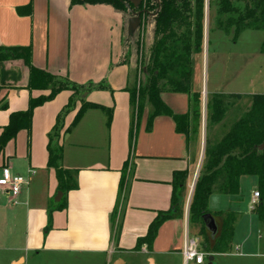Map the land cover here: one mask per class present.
<instances>
[{"label": "crops", "instance_id": "crops-1", "mask_svg": "<svg viewBox=\"0 0 264 264\" xmlns=\"http://www.w3.org/2000/svg\"><path fill=\"white\" fill-rule=\"evenodd\" d=\"M28 4L31 15H17L16 8ZM80 8L93 10L97 15H108L119 34V55L115 62L112 57L108 61L103 58L98 65V78L88 73L90 65L84 62L85 55L77 47L84 30L82 17L85 13ZM134 20L133 15L122 14L108 5L71 6L70 0H0L1 47L30 46L34 67L65 77L77 85L108 80L112 91L110 98L105 91L84 94L85 103L100 105L103 109L86 110L75 125L72 123L81 101L65 116L58 139L62 148L61 167L77 171V189L67 193L64 209L52 211L50 207L57 198L58 184L54 170L47 168V144L56 117L67 104L70 92L63 91L52 101L35 108L29 138L26 131H20L1 152L0 175L2 169H8L11 174L28 176L29 183L16 197L15 206L0 190V264H134L135 261L157 264L158 258H171L182 264L180 230L185 228L184 218L162 224L150 251L145 245L139 251L133 249L137 239L147 233L156 214L169 209L173 174L187 171L186 184L190 182L194 160L197 161L199 154L203 158L206 130L202 125L197 136L192 138L190 135L188 148L184 135L175 132V124L167 116L155 117L150 131H146L145 121L152 113L151 106L146 105L130 149L132 108L129 92L134 84L133 62L132 54L129 53L125 60L123 57L129 50L125 44L132 30L126 27ZM42 30L46 31L43 41ZM27 84L28 71L21 60L0 62V103H7V110H0V134L11 113L26 111L30 98L49 93L29 92ZM192 89L201 94L195 73ZM213 89L209 95L246 94L222 92L223 88L217 86ZM160 98L174 115L192 116L191 112L187 113V95L163 91ZM204 102L202 99V106ZM28 142V153L27 156L24 153L21 164L10 152L5 156L12 143L15 146ZM121 182L123 193L120 196ZM256 189L257 178L243 176L236 195L213 194L209 197L207 210L216 224L220 213L236 216L231 250L226 254H213V264L217 257L228 255L241 260L264 257L261 243L264 238L260 235L264 225L250 209ZM115 210V229L119 233L113 239L111 221ZM49 217L50 230L45 233ZM242 220L248 226L246 236L238 229ZM174 232L176 236L170 239Z\"/></svg>", "mask_w": 264, "mask_h": 264}, {"label": "trees", "instance_id": "trees-1", "mask_svg": "<svg viewBox=\"0 0 264 264\" xmlns=\"http://www.w3.org/2000/svg\"><path fill=\"white\" fill-rule=\"evenodd\" d=\"M95 4L111 6L122 14L133 15L135 19L134 23L126 27L127 30H132H130V40L128 39L127 45L125 44L129 50H126L123 57L125 60L129 57V53L132 54L134 75H136L133 88L129 92L132 108L129 131L130 149L134 145L136 128L146 105L152 108L146 131H150L155 117L167 116L173 120L175 132L184 135L188 148L190 135L195 133L191 132V119L195 118L198 122L201 115V94L193 91L192 83L193 58L202 54L204 44L205 0H70L71 6ZM217 4L218 13L226 15V18L219 21L218 25L225 33L233 29V41L245 31L264 32V0H218ZM16 13L22 17L30 16L31 5L17 7ZM146 31L147 45L144 43ZM260 52L264 54V41ZM11 60H21L27 68V91H48L49 93L30 98L26 111L9 115L8 124L1 128L0 154L7 143L15 139L18 132L26 131L29 138L35 108L52 101L63 91L71 93L67 104L56 117L47 144V168L54 170L58 184L57 191L62 194L60 201L51 204L50 207L52 211H59L66 206L67 193L77 189L75 179L77 171L61 167L62 148L58 145V139L63 130L65 116L74 109L76 101H81V107L76 112L72 123V126L75 125L86 110L103 109L100 105L85 103L82 99L84 94L94 91H112L105 80L96 84L77 85L65 77L54 76L34 67L30 46L17 48L0 46V62ZM163 91L187 95L192 116L174 115L160 98ZM242 97L212 95L205 106L207 135L203 168L194 185L189 212L193 222L201 226L200 235L204 238L202 248L209 255L230 252L236 216L233 213H220L217 233L211 238L202 221L203 216L210 215L207 210L208 199L213 194L236 195L239 190V180L243 176L257 178L256 191L259 194V201L253 214L264 225V95L249 96V109L239 113L232 120L226 121V115L235 105L229 100L240 101ZM0 110H7L6 102L0 103ZM108 116L110 121L111 113ZM217 126H220L222 133L217 141L211 142L208 134L213 127ZM124 166L126 167V163ZM187 176V171L173 174L169 209L156 214L145 236L137 239L134 251H139L143 245L150 251L162 224L170 220L183 219V193ZM119 193L120 196L123 193L122 182ZM116 211L113 213V222L111 221L112 231L115 229ZM50 217L45 233L50 230Z\"/></svg>", "mask_w": 264, "mask_h": 264}, {"label": "rangeland", "instance_id": "rangeland-1", "mask_svg": "<svg viewBox=\"0 0 264 264\" xmlns=\"http://www.w3.org/2000/svg\"><path fill=\"white\" fill-rule=\"evenodd\" d=\"M217 3L218 0H205L203 50L201 55L197 56V58H193L196 81L198 82L199 91L201 92V98L205 102L203 106L201 105V115L198 122H196L195 118L191 119V132H195L194 134H191L192 138L194 135L197 136L199 134L202 130V125L205 129V106L207 100H210L212 97V95H209L208 93L213 91V88L216 86L223 88L221 90L222 92L228 91L233 93H246L245 95H242L243 97L240 101L229 100L230 103L235 105L230 108L228 114L226 115V121L232 120V118L236 117L239 113L249 109V96H252L250 94L264 95V54L260 52L261 44L264 41V32L245 31L235 41H233V29H231L228 33H225L218 25V22L224 20L226 15L218 13ZM84 10L85 9L81 10L82 13H85V17H82L84 21V30L80 33L77 47L80 48V51H82L85 55L84 62L89 63L90 65V71L88 73L92 74L93 78H98V65L103 62V58L105 61H108L112 57L113 62H115L117 56L119 55V34L116 29L117 27L115 28V25H113V19L111 17L106 14L97 15L93 12V10H88V8L85 11ZM142 29L143 27L141 30ZM42 31L43 32L40 37L43 41L46 37V31ZM144 34V43L147 45V31L144 32ZM93 69H95V71H93ZM134 72L135 70L133 67L131 69L133 80H135L134 76H136L134 75ZM112 75L113 72L111 73V76ZM103 77L104 76H102L101 79ZM106 82L108 83V80H106ZM105 92L109 93L110 98V93L112 92ZM77 102L78 101H76V103ZM80 107L78 109H80ZM187 109L189 110L187 113H190L191 105L189 102L187 103ZM147 121L148 118L145 121L146 125ZM140 124H142V122ZM221 133L220 126L213 127L208 134V138L211 142L217 141ZM204 135L206 136L207 133L204 132ZM11 145L12 146H8V149L5 151V156H8L10 152L12 156H15L17 162L21 164L22 159L25 158L24 153L25 155L28 153L29 142L28 144L20 143L14 146L12 143ZM203 160L204 157L201 158L200 154L197 157V161L194 160V173L192 174L190 182L186 184L185 192L183 193L182 205L183 218L187 220L189 236L197 239L200 247L203 246L202 243L204 242V238L200 235L201 226L200 224L193 222L189 208L196 179L203 168ZM115 219L116 217H114V220ZM238 225L240 227L238 229H240L243 236L248 235V226L246 221L242 220V222ZM184 230L185 228L183 227L180 230V240H182V242ZM112 232L114 239V237L118 235L119 230L114 229ZM171 235L173 236L170 239L176 236V232L171 233ZM260 235L264 238L263 228H260ZM126 241L127 240H125V242ZM261 243L264 245V240H262ZM1 256L2 255L0 254V257ZM134 264H138V261H135ZM150 264H152V261H150ZM157 264L178 263L177 261H172L171 258H158ZM214 264H264V257L257 256L255 258L241 260L240 258L229 257L228 255L217 257Z\"/></svg>", "mask_w": 264, "mask_h": 264}, {"label": "built area", "instance_id": "built-area-1", "mask_svg": "<svg viewBox=\"0 0 264 264\" xmlns=\"http://www.w3.org/2000/svg\"><path fill=\"white\" fill-rule=\"evenodd\" d=\"M29 183L28 176L11 174L8 169H2L0 175V190L7 196L11 205H17L16 197ZM259 201V194L254 191L251 197L250 209L254 210ZM188 223L185 220V230L181 249L183 264H204L208 257L200 247L197 239L189 236Z\"/></svg>", "mask_w": 264, "mask_h": 264}, {"label": "water", "instance_id": "water-1", "mask_svg": "<svg viewBox=\"0 0 264 264\" xmlns=\"http://www.w3.org/2000/svg\"><path fill=\"white\" fill-rule=\"evenodd\" d=\"M193 188V186H192ZM62 197V194L60 192L57 193V198L54 200V204H56L57 202L60 201ZM203 221V225L204 228L206 229V231L210 234L211 238L215 236V234L217 233V224L214 221V219L212 218L211 215H205L202 218ZM206 264H213V256L209 255L206 259Z\"/></svg>", "mask_w": 264, "mask_h": 264}]
</instances>
